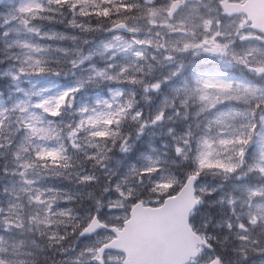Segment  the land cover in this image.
<instances>
[{
	"label": "snow or ice",
	"instance_id": "obj_1",
	"mask_svg": "<svg viewBox=\"0 0 264 264\" xmlns=\"http://www.w3.org/2000/svg\"><path fill=\"white\" fill-rule=\"evenodd\" d=\"M261 6L8 0L0 8V264H196L205 246L217 244L224 251L211 264H264ZM66 22L107 34L74 69L99 52L109 62L92 66L95 77L143 84L145 99L163 96L148 119L132 117L140 121L137 138L158 137L155 146L134 148L123 136L134 107L123 88L89 100L93 76L37 87L63 75V42L77 37L45 24ZM144 73L152 79L140 80ZM117 146L120 171L105 167L99 178L68 155L81 152L99 169ZM203 176L217 182L197 188ZM145 180L153 191L147 199L137 195ZM172 242L171 257L154 253Z\"/></svg>",
	"mask_w": 264,
	"mask_h": 264
},
{
	"label": "clouds",
	"instance_id": "obj_2",
	"mask_svg": "<svg viewBox=\"0 0 264 264\" xmlns=\"http://www.w3.org/2000/svg\"><path fill=\"white\" fill-rule=\"evenodd\" d=\"M59 19H64V17L59 16ZM77 21L80 22V18L77 17ZM92 24H95V19L90 21ZM64 32H67L70 36L74 35L77 37L75 41L66 40L63 42V46L68 49V54L66 56L61 57V62L58 65V68L62 71L63 75L59 78H44L37 85V87H45L51 84L57 83V81H74L77 78L87 80L89 76L94 77V82L89 85L85 89V94H88V99H94L96 95H103L106 93L109 87H120L125 90V99H133L134 107L133 110L129 113L128 118L125 119L121 125V131L125 138L128 139L129 143L133 145V147L140 146L143 142V147L147 150L150 146H155L150 142L158 137H151L146 135L142 138H137L136 130L139 126L140 121L133 119L132 117L136 112H142L144 114L143 119H148L152 114L156 106H158L163 99V96L159 93L149 92L147 95L150 97L149 99H145V93L143 91V84L139 85H131V84H115L113 81L107 79H100L99 77H95V70L93 69V65H95L96 69L105 68L108 64V58L105 55H101L99 52H95L92 55L90 60L85 61L82 65H80L79 70L74 69L72 62L76 61L79 63L80 59L84 56H87L90 50L95 51L97 45L104 41L107 38L106 33L101 31L96 32H85L78 28H72L68 25V23L63 24ZM102 51V49H101ZM76 72V75H73V72ZM111 69L109 72L111 74ZM158 74V73H157ZM131 75H136L135 73H131ZM140 80L147 81L152 79V76L144 73L138 77ZM132 93H135L132 96ZM83 143V141H82ZM119 144V140H117V145ZM68 155L71 157V163H73L77 168L81 167V165H86L90 171H93L95 175L99 178L101 173L103 172L105 167L113 169L115 172H119L121 168L120 157L123 156V153H120L119 147L117 146L113 152L109 153V159L105 161L104 164L100 165L99 169L95 167L94 162L87 161L81 152L73 153L69 152ZM79 157V158H78ZM174 159L175 157H171ZM136 163V161H133ZM185 165H181L180 169H178V175H182V169L185 168ZM75 171V169H73ZM216 179L211 176H203L200 181L197 183V188L200 185H208L209 187L213 186L216 183ZM160 194L167 192V189L159 190ZM143 193V197L145 199L153 196L152 186L145 180L144 184L139 187V191L137 195ZM199 195V192L196 193ZM115 199V197H113ZM192 215H196V212L193 211ZM195 227V225H194ZM224 251V248L220 247V245H216V248L208 249L206 246L199 252L198 255L194 257L196 264H211V260L216 253V250ZM226 264H230V262H226ZM255 264H261L260 261H256Z\"/></svg>",
	"mask_w": 264,
	"mask_h": 264
},
{
	"label": "water",
	"instance_id": "obj_3",
	"mask_svg": "<svg viewBox=\"0 0 264 264\" xmlns=\"http://www.w3.org/2000/svg\"><path fill=\"white\" fill-rule=\"evenodd\" d=\"M251 2V1H250ZM253 4H259L255 1H252ZM256 15L264 20V6L258 7L255 9ZM175 242L172 243H161L153 247V251L155 254L160 256L171 257L174 254Z\"/></svg>",
	"mask_w": 264,
	"mask_h": 264
},
{
	"label": "rangeland",
	"instance_id": "obj_4",
	"mask_svg": "<svg viewBox=\"0 0 264 264\" xmlns=\"http://www.w3.org/2000/svg\"><path fill=\"white\" fill-rule=\"evenodd\" d=\"M8 2V0H0V8H3V6ZM57 19H59V16H57ZM48 28H55L57 31L64 32L63 25L61 24H53V25H47L45 24V30ZM107 35V34H106ZM41 43H46V44H56V43H61L59 41H41ZM24 87H28V85H24ZM4 158L0 157V161H2Z\"/></svg>",
	"mask_w": 264,
	"mask_h": 264
}]
</instances>
